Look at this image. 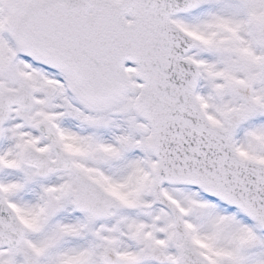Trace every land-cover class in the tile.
I'll return each instance as SVG.
<instances>
[{
    "label": "snow or ice",
    "instance_id": "snow-or-ice-1",
    "mask_svg": "<svg viewBox=\"0 0 264 264\" xmlns=\"http://www.w3.org/2000/svg\"><path fill=\"white\" fill-rule=\"evenodd\" d=\"M0 264H264V0H0Z\"/></svg>",
    "mask_w": 264,
    "mask_h": 264
}]
</instances>
